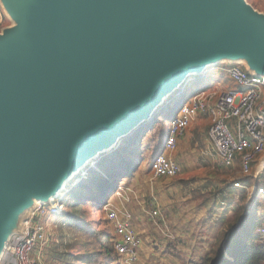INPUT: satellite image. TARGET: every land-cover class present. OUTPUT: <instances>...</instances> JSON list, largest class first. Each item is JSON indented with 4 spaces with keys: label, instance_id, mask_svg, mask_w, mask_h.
<instances>
[{
    "label": "water",
    "instance_id": "water-1",
    "mask_svg": "<svg viewBox=\"0 0 264 264\" xmlns=\"http://www.w3.org/2000/svg\"><path fill=\"white\" fill-rule=\"evenodd\" d=\"M0 5L13 23L0 30V259L38 202L63 198L208 67L264 75V14L246 0Z\"/></svg>",
    "mask_w": 264,
    "mask_h": 264
},
{
    "label": "rangeland",
    "instance_id": "rangeland-1",
    "mask_svg": "<svg viewBox=\"0 0 264 264\" xmlns=\"http://www.w3.org/2000/svg\"><path fill=\"white\" fill-rule=\"evenodd\" d=\"M246 2L256 11L264 14V0H246ZM6 17L3 24L4 27L11 26L13 23L7 15ZM221 63L228 64L224 61L218 64ZM239 64L245 67V63L240 61ZM196 79L197 81H193L191 84L189 82L187 93H193V89L197 86H205L202 80ZM177 93L178 90L170 95L161 106L163 108L166 103H170L163 110L155 128L158 126L162 127L163 124L168 125L173 118L172 110L178 99H172ZM163 131L164 129L162 128L157 131L151 127L146 132L143 141L136 143V152L138 153L137 150H139L142 153L141 159L137 163V169L133 177L123 176L120 178L118 185V188H120H117L118 190L116 189L117 191L110 195L108 204L100 207L92 203L95 190L97 189L101 192L109 182V178L105 177L106 173H102L100 179H97V181H100L96 185L97 188L87 191V194L91 196L92 204L88 207V213H85L84 205H82L76 208L75 215L89 218L95 224L94 226L107 230L112 234L113 229L106 218L105 208L110 207L119 210L118 208L125 207L124 209L131 212L132 222L139 231L142 240L141 248L145 250V258L143 254L145 260H157L159 258L167 260L170 257L171 259L176 257L180 264H199L205 254L210 252L213 247H218L223 235L228 231L232 223L237 220L243 208L244 211L247 209L246 201L249 191H246V189H231L228 191L230 188L229 181L238 176L239 165L236 163L231 168L221 167L213 157L209 156L207 158L202 153L203 149L198 144H195V140L191 142L192 138L188 141L186 140L185 143H180L171 152V154H176L178 159L172 155L169 157V153L166 155L181 166V174L173 178H152L150 162L160 151V145L164 141L162 139L164 137L162 135ZM138 136L139 132L136 131L133 139L127 140L124 144L127 146L132 144L138 139ZM126 147L124 150H126ZM161 154H165L164 150ZM99 158L100 156L95 160L97 161ZM84 171L85 169L82 172ZM82 172L66 184V189H69L68 192L80 187L82 180L78 176H82ZM75 181L78 184L73 186L72 184ZM245 182L251 186L254 180L248 178L245 179ZM120 189L125 193L122 192V195L115 197L116 192L121 193ZM243 192L246 194L244 200L240 198ZM100 196H102V193ZM126 197L127 201L122 200L121 203L116 204L119 199ZM110 202H114V205ZM221 202L227 203L228 209H224L225 205H221ZM64 205L63 208H65L66 212L72 213L74 211L68 201H64ZM250 208L247 210L250 211ZM154 209L160 211L159 216L152 215ZM256 212L262 218L264 206L257 207ZM64 220L62 221L58 215L49 218L48 222L52 224L53 228V239L45 249L43 264L79 263V261L72 258H69L68 261H61L58 259L53 260L49 257V253L53 250L59 253L64 251L71 252L73 255L84 252L81 242L85 240V233L75 228L67 218ZM171 236H177V238H182V240L181 242H175L171 239ZM259 240L264 242L262 237ZM65 246L66 249L64 248ZM116 261L118 259L113 262Z\"/></svg>",
    "mask_w": 264,
    "mask_h": 264
},
{
    "label": "built area",
    "instance_id": "built-area-1",
    "mask_svg": "<svg viewBox=\"0 0 264 264\" xmlns=\"http://www.w3.org/2000/svg\"><path fill=\"white\" fill-rule=\"evenodd\" d=\"M6 15L0 5V30L4 27ZM228 78L235 84L229 90H198L179 106L175 116L168 123L164 138V151L175 150L178 139L185 133L197 116L207 118V139L214 158L223 168L239 165L238 176L229 181L231 189H246L247 209L255 196L264 198V169L257 171L258 159L264 153V75H255L238 63L220 65ZM152 178H173L181 174V166L160 154L150 162ZM252 178L249 186L245 179ZM228 207V204L221 202ZM63 208L60 195L48 204L37 203L24 221L23 230L12 235L0 259V264H42L45 249L53 239V228L49 218L56 216ZM114 237L112 247L119 264H138L142 240L132 222L128 210L105 208ZM152 215L159 216L154 209ZM257 232L264 238V215Z\"/></svg>",
    "mask_w": 264,
    "mask_h": 264
},
{
    "label": "trees",
    "instance_id": "trees-1",
    "mask_svg": "<svg viewBox=\"0 0 264 264\" xmlns=\"http://www.w3.org/2000/svg\"><path fill=\"white\" fill-rule=\"evenodd\" d=\"M187 87L172 99H178L177 104L172 110L173 116L176 115L179 106L189 94L187 93ZM163 110L164 109L161 108L150 122L137 130L139 136L135 142L128 146L124 144L127 140H132L133 135L127 140L121 141L114 151L101 156L94 167L88 168L86 173L80 176L82 180L80 187L67 192L62 198L63 206H65L64 201H68V204L72 206L74 211L72 213L66 212L65 208H63L57 215L62 221H65L64 219L67 218L68 221L70 220L72 222L75 228L85 233V240L81 242V247L84 252L82 254L78 253L73 255L71 252L68 253L64 251L59 253L53 250L51 251L52 253H49L51 259L68 261L69 258H72L79 261L77 264H110V262L119 259L112 247L111 240L114 237V233L111 234L107 230L99 229V227L94 226L95 224H93L89 218L76 216V208L84 205L85 213H88V207L92 204L91 196L87 194V191L97 188L96 185L100 182L97 181V179H100L102 173H106L105 177L107 179L109 178V182L101 192L96 189L94 199H92L93 205L96 204V206L100 207L108 204L110 195L119 189L118 185L121 177H133L137 169V163L142 155L139 150H137L138 153L136 152V143L143 141L146 132H148L151 127L157 131L161 128L164 129L162 132L164 136L162 137L163 140L168 132V125L163 124L162 127L160 126L161 128L159 126L155 128ZM125 147L126 150H124ZM163 149L164 141L161 143L160 151L156 156L160 155ZM129 157H131V159H129ZM101 193L102 196H100ZM245 196L246 194L243 192L240 198L244 200ZM66 198L68 199L66 200ZM259 206H264V198L255 196L249 212L245 213L242 207L243 210L239 214L237 220L232 223L228 231L223 235V239L219 242L218 247H213L210 252L205 254V256L201 258L199 264H264V242H260V236L257 232L262 223V219L256 212ZM64 248L66 249V246ZM67 264L76 263L67 262Z\"/></svg>",
    "mask_w": 264,
    "mask_h": 264
},
{
    "label": "crops",
    "instance_id": "crops-1",
    "mask_svg": "<svg viewBox=\"0 0 264 264\" xmlns=\"http://www.w3.org/2000/svg\"><path fill=\"white\" fill-rule=\"evenodd\" d=\"M236 63L239 64V62H236ZM221 64H216L214 66L208 67L205 70L204 75L201 78L198 79V80H202L203 84L205 86L204 87H200V86L195 87L193 89V93H189V96H191L192 94H194L198 90H208V89H210V90L223 91V90L234 89L235 88V84L228 78V76L223 71H221V69H220V65ZM194 81H197V79L194 80ZM212 83H214V84H212ZM207 127H208L207 118L202 117V116L195 117L192 120V122L190 123L189 127L186 129L185 133L178 139L177 146L180 145V143H182V142L185 143L186 140L188 141L189 139L192 138L191 142H193L195 140L194 141L195 144H198L199 147L203 149L202 153L205 156H207V158L209 156L214 158L212 146H211L210 142L207 139ZM168 153H169V157H170V155H172V156H175L177 158L176 154H171V152H165V155H167ZM120 191H121V193L117 192L115 197L118 196V195H122L123 190L120 189ZM228 191H230V190H228ZM123 193H125V192H123ZM122 200L127 201V197L123 198V199H119V201H117L116 204L121 203ZM110 203L112 205H114L113 204L114 202H110ZM111 204H109V205H111ZM246 205H247V203H246ZM124 208L125 207H120L118 209L119 210H123ZM224 209H228V207H226ZM125 210H127V209H125ZM248 211L249 210L246 209L244 212L247 213ZM260 217H261V215H260ZM24 221H23V224H24ZM183 236H185V235L183 234ZM171 237H172L171 239H173V241H175V242H181V240H182V238H177V236H171ZM144 251H145L144 248H141L140 251H139L140 256H139L138 264H180V262L178 261V258H176V257H174L173 259H171V257H170L167 260L164 259V258H159L157 260H152V259H146L145 260L144 259L145 258ZM143 254H144V258H143ZM43 256H44L43 259H45V255H43ZM42 264H43V261H42ZM110 264H112V262H110ZM113 264H119V262L116 261V262H113Z\"/></svg>",
    "mask_w": 264,
    "mask_h": 264
},
{
    "label": "bare ground",
    "instance_id": "bare-ground-1",
    "mask_svg": "<svg viewBox=\"0 0 264 264\" xmlns=\"http://www.w3.org/2000/svg\"><path fill=\"white\" fill-rule=\"evenodd\" d=\"M212 62H207V65H209V64H211ZM197 71H191L189 74H195ZM191 83V82H190ZM111 147V145H107L105 148H110ZM75 172L73 171L72 173H70V176L71 175H73ZM68 178H69V176H68ZM67 178H65V179H63L61 182H60V187L62 188V186H63V184L65 183V180H66ZM59 187V188H60ZM117 193V192H116ZM57 215V214H56Z\"/></svg>",
    "mask_w": 264,
    "mask_h": 264
}]
</instances>
